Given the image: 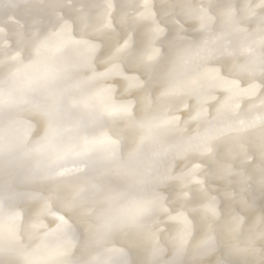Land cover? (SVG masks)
<instances>
[{
	"label": "snow or ice",
	"instance_id": "1",
	"mask_svg": "<svg viewBox=\"0 0 264 264\" xmlns=\"http://www.w3.org/2000/svg\"><path fill=\"white\" fill-rule=\"evenodd\" d=\"M0 264H264V0H0Z\"/></svg>",
	"mask_w": 264,
	"mask_h": 264
}]
</instances>
